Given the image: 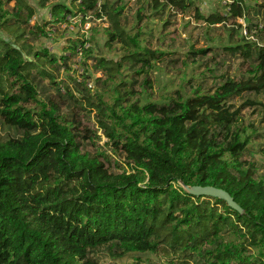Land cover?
Masks as SVG:
<instances>
[{"label":"trees","instance_id":"16d2710c","mask_svg":"<svg viewBox=\"0 0 264 264\" xmlns=\"http://www.w3.org/2000/svg\"><path fill=\"white\" fill-rule=\"evenodd\" d=\"M10 1L0 0V27L10 37H0V117L22 135L0 133V264H141L146 254L165 257L162 264H264V178L242 159L262 135L241 114L262 102L249 98L237 108L231 102L264 92V44L246 35L233 48L253 60L246 77L145 102L133 98L126 76L118 77L126 63L141 64L139 72L154 65L157 52L143 30L123 23L124 6L81 0L84 15L108 17L107 44L118 42L125 52L119 61L96 57L112 86L110 99L86 96L100 128L133 168L115 172L83 151L81 132L57 103L39 97L33 72L54 81L47 66L65 64L66 57L30 44L26 24L36 8L14 0L10 12ZM37 3L50 6L58 21L71 13L59 0ZM228 5L234 16L246 17L244 3ZM155 6L195 10L209 24L227 19L204 16L193 0H155ZM180 183L224 189L243 212Z\"/></svg>","mask_w":264,"mask_h":264},{"label":"rangeland","instance_id":"374dc122","mask_svg":"<svg viewBox=\"0 0 264 264\" xmlns=\"http://www.w3.org/2000/svg\"><path fill=\"white\" fill-rule=\"evenodd\" d=\"M59 1L71 10L66 19L60 21L56 20L50 6L41 7L37 0H30L36 13L26 24L28 42L36 48H47L57 57H66L65 64L47 66L55 76L54 81L33 72L39 97L60 106L61 113L81 132L84 152L98 155L111 171L132 172L133 168L125 155L114 147L100 128L96 110H91L93 108L86 98L91 96L96 100L97 96H102L110 99L113 89L106 83L107 73L97 68L96 57L105 56L119 61L125 55L123 47L118 42L107 44L104 31L110 25L107 16L99 19L92 11L84 15L79 11L84 6L81 0ZM109 1L124 6L123 23L130 29L143 30L147 46L159 56L154 65L147 66L141 72V64L132 66L126 63L122 69L118 80L122 75L123 79L126 76L129 81L127 87L136 91L134 99L163 102L168 96L189 94L198 88L201 91L215 90L227 76L236 79L246 77L253 60L241 50L233 48L246 35L264 44V0H239L244 3L246 17L233 15L228 4L234 0H193L204 16L218 13L227 17L225 21L215 24L198 18L195 10L169 6L161 11L155 6V0ZM14 6V0L6 2L5 9L12 12ZM0 37L10 38L1 27ZM83 40L85 48H81ZM206 48H210L206 54L200 53ZM70 92L75 97H71ZM249 98L262 104L244 107L241 111L242 122H253L262 136L250 145L242 159L247 164H254L257 175L264 178V92H246L231 102L237 108ZM0 133L3 138L22 135L20 129L9 126L1 117ZM85 134L90 137H83ZM180 185L194 194L205 191L182 183ZM143 257L145 261L141 264H150L147 261L149 257L154 264H162L165 260V257L158 259L151 254ZM122 260L130 262L133 258L124 257Z\"/></svg>","mask_w":264,"mask_h":264},{"label":"water","instance_id":"95a60500","mask_svg":"<svg viewBox=\"0 0 264 264\" xmlns=\"http://www.w3.org/2000/svg\"><path fill=\"white\" fill-rule=\"evenodd\" d=\"M8 40V39H7ZM205 189V188H204ZM201 193L211 194L216 197L223 198L228 201V203L235 209L243 212V209L238 205V203L233 199V197L226 190L221 188H206L205 191Z\"/></svg>","mask_w":264,"mask_h":264}]
</instances>
